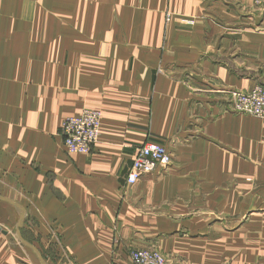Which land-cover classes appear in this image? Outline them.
<instances>
[{"label": "crops", "instance_id": "crops-1", "mask_svg": "<svg viewBox=\"0 0 264 264\" xmlns=\"http://www.w3.org/2000/svg\"><path fill=\"white\" fill-rule=\"evenodd\" d=\"M258 85L253 0H0V264H264V120L231 105ZM148 142L171 164L126 187Z\"/></svg>", "mask_w": 264, "mask_h": 264}, {"label": "built area", "instance_id": "built-area-1", "mask_svg": "<svg viewBox=\"0 0 264 264\" xmlns=\"http://www.w3.org/2000/svg\"><path fill=\"white\" fill-rule=\"evenodd\" d=\"M264 6V0H253ZM232 110L264 120V86H255L248 93L234 92L231 95ZM100 113L83 110L78 116L66 118L60 128L65 152L69 156L88 155L97 143L100 134ZM171 164V155L162 144L148 142L137 149L132 165L125 178V186L132 187L144 176L157 168L166 169ZM132 264H168L159 252L149 249L134 250L130 254Z\"/></svg>", "mask_w": 264, "mask_h": 264}, {"label": "water", "instance_id": "water-1", "mask_svg": "<svg viewBox=\"0 0 264 264\" xmlns=\"http://www.w3.org/2000/svg\"><path fill=\"white\" fill-rule=\"evenodd\" d=\"M6 201H8V200H6ZM10 204H14L13 202H11V201H8ZM15 205V204H14ZM21 214H22V211H21ZM21 225V220H20V222H19V226ZM3 233H6V232H3ZM26 246H28L31 250H33V252L37 255V257H38V259H39V261L41 262V264H45V262H44V260H43V258L40 256V254L38 253V251L35 249V248H33L31 245H29V244H26V243H24Z\"/></svg>", "mask_w": 264, "mask_h": 264}, {"label": "rangeland", "instance_id": "rangeland-1", "mask_svg": "<svg viewBox=\"0 0 264 264\" xmlns=\"http://www.w3.org/2000/svg\"><path fill=\"white\" fill-rule=\"evenodd\" d=\"M162 255V254H161ZM163 256V255H162ZM166 259V258H165ZM167 260V259H166Z\"/></svg>", "mask_w": 264, "mask_h": 264}, {"label": "bare ground", "instance_id": "bare-ground-1", "mask_svg": "<svg viewBox=\"0 0 264 264\" xmlns=\"http://www.w3.org/2000/svg\"><path fill=\"white\" fill-rule=\"evenodd\" d=\"M259 86V85H258ZM264 86V85H263Z\"/></svg>", "mask_w": 264, "mask_h": 264}]
</instances>
